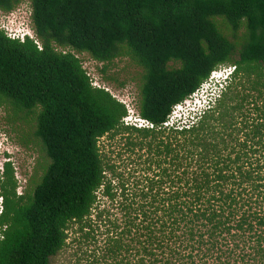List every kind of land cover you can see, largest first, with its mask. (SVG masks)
Wrapping results in <instances>:
<instances>
[{"label":"trees","instance_id":"16d2710c","mask_svg":"<svg viewBox=\"0 0 264 264\" xmlns=\"http://www.w3.org/2000/svg\"><path fill=\"white\" fill-rule=\"evenodd\" d=\"M30 3L37 41L0 29V104L36 115L49 162L21 195L0 170V264H264V0ZM81 54L141 70L154 129L124 125ZM230 66L194 126L164 128Z\"/></svg>","mask_w":264,"mask_h":264},{"label":"rangeland","instance_id":"374dc122","mask_svg":"<svg viewBox=\"0 0 264 264\" xmlns=\"http://www.w3.org/2000/svg\"><path fill=\"white\" fill-rule=\"evenodd\" d=\"M30 6V0H23L13 14H5L0 18V22L6 24L11 32L18 33L20 26L22 28L27 27L30 29L32 37L36 38L30 21ZM78 58L82 61L83 67L95 87L104 88L114 98L124 104L131 119L139 118V81L142 74L140 69L129 59H118L104 66L87 54L78 55ZM225 68L218 70L216 72L218 74L215 76L223 74ZM214 82L211 77L192 98H189L181 105L180 109L183 110L184 114L175 108L170 122H176L181 115H185L181 123H188L191 117L194 116L189 114L190 109H194L198 98H203L205 95V99L212 95L211 93L214 92L216 85H214ZM226 84L223 87H226ZM35 132L36 115L16 113L7 104H0V170L3 171L6 163H11L15 178L18 181L19 195L40 179L49 162L40 141L35 136ZM103 145L106 146V152L111 151L107 147L109 145L105 140H102ZM113 146L114 148L116 147L115 144ZM30 180H32V183H30Z\"/></svg>","mask_w":264,"mask_h":264},{"label":"built area","instance_id":"2783aa9c","mask_svg":"<svg viewBox=\"0 0 264 264\" xmlns=\"http://www.w3.org/2000/svg\"><path fill=\"white\" fill-rule=\"evenodd\" d=\"M4 15L5 14L0 11V18H2ZM0 29L5 31L7 33V35L13 40H20L21 42H24L26 40L25 33H23V32L17 33V32H13V31L11 32V31H9L8 27L5 24H2L1 22H0ZM31 39L36 40V38L32 37V36H31ZM36 43L39 45L38 42H36ZM234 71H235V67H232V66L226 67L223 74H219V76H215L216 74H218V73H216L217 72L216 71V72L212 73L211 77H212L213 81H217V82L221 83L223 80H226V79L228 80ZM224 88L225 87L221 86L219 89H214V92L211 93L212 95L208 96L205 99H204V96H205L204 94H203L204 95L203 98L202 97L198 98L197 103L194 105V109H190L189 114L194 115L191 117L190 122L183 124L181 126L177 125L176 129L183 130V129H189L190 127L194 126L202 118V116L205 114V112L208 111L209 109H211L216 104L217 100H219L221 98ZM192 97H190V98H192ZM180 107H181V105L176 107V109H178L179 111H183L182 109H180ZM123 123L125 126L136 127L139 129H145V128L146 129H154V125L152 123H150L146 120L136 121L134 119H131V117H126L123 120ZM174 124H175L174 122L172 123L169 120L164 124V128L175 127Z\"/></svg>","mask_w":264,"mask_h":264},{"label":"clouds","instance_id":"9594fccd","mask_svg":"<svg viewBox=\"0 0 264 264\" xmlns=\"http://www.w3.org/2000/svg\"><path fill=\"white\" fill-rule=\"evenodd\" d=\"M30 21H31V25H32V19H31V17H30ZM8 23V22H7ZM6 25V24H5ZM18 30H19V32H23V33H25V36H26V38L28 37V38H31V33H30V29L29 28H22V26H20V28H18ZM33 30V29H32ZM226 81H227V79L226 80H223L221 83H219V82H217V81H215L214 82V85H215V87H214V89H219L221 86H223L225 83H226ZM182 112V111H181ZM182 114H184L183 112H182ZM182 116V117H181ZM180 117H179V119H178V121H179V123H181L182 122V120H183V117L185 116V115H181ZM128 117H130V115L128 116ZM134 119V118H133ZM135 120L136 121H138V120H143L141 117H139V118H135Z\"/></svg>","mask_w":264,"mask_h":264}]
</instances>
